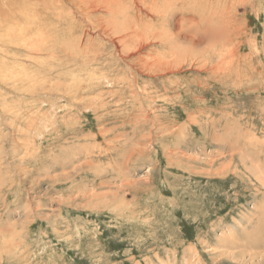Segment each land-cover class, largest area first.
<instances>
[{
	"label": "rangeland",
	"instance_id": "374dc122",
	"mask_svg": "<svg viewBox=\"0 0 264 264\" xmlns=\"http://www.w3.org/2000/svg\"><path fill=\"white\" fill-rule=\"evenodd\" d=\"M0 264H264V0H0Z\"/></svg>",
	"mask_w": 264,
	"mask_h": 264
},
{
	"label": "bare ground",
	"instance_id": "6f19581e",
	"mask_svg": "<svg viewBox=\"0 0 264 264\" xmlns=\"http://www.w3.org/2000/svg\"><path fill=\"white\" fill-rule=\"evenodd\" d=\"M19 3H20V2H19ZM23 4H24V3H23ZM23 4H22V5H23ZM56 7H57V6H56ZM21 8H23V7H21ZM24 8H25V7H24ZM56 9L58 10V7H57ZM19 10H20V9H19ZM25 11H26V10H25ZM62 12H63V11H62ZM20 13H21V12H20ZM145 26H146V25H145ZM20 30H21V29H20ZM40 30H41V29H40ZM27 31H28V30H27ZM28 32H29V31H28ZM24 33H26V32H24ZM24 33H23V34H24ZM133 37H134V36H133ZM135 37H136V35H135ZM26 40H27V39H26ZM43 46H44V45H43ZM42 49H43V48H42ZM33 56H34V55H33ZM19 108H20V107H19ZM18 111H19V110H18ZM16 119H17V118H16ZM11 125H12V124H11ZM25 134H26V133H25Z\"/></svg>",
	"mask_w": 264,
	"mask_h": 264
}]
</instances>
